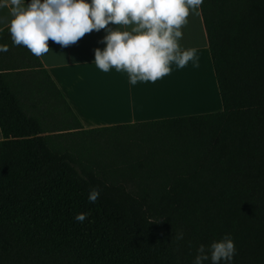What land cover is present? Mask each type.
Listing matches in <instances>:
<instances>
[{
  "label": "trees",
  "instance_id": "1",
  "mask_svg": "<svg viewBox=\"0 0 264 264\" xmlns=\"http://www.w3.org/2000/svg\"><path fill=\"white\" fill-rule=\"evenodd\" d=\"M199 15L221 111L88 130L47 77L29 93L70 122L29 116L17 90L39 63L0 32V264H193L226 234L231 264H264V0Z\"/></svg>",
  "mask_w": 264,
  "mask_h": 264
},
{
  "label": "clouds",
  "instance_id": "2",
  "mask_svg": "<svg viewBox=\"0 0 264 264\" xmlns=\"http://www.w3.org/2000/svg\"><path fill=\"white\" fill-rule=\"evenodd\" d=\"M203 0H5L0 8L8 7L10 20L0 18L10 33L13 46H23L37 57L50 52L48 41L66 48L75 45L86 34L104 30L94 49L95 66L103 73L114 68L125 72L129 83L162 79L172 71L170 65L184 68L189 61L199 67L198 49L184 48L183 28L190 12L199 15ZM110 25L121 27L112 28ZM4 28L0 27V32ZM9 47L0 44V53ZM100 190L89 191V203L95 204ZM90 213H77L74 219L83 223ZM183 239V233L176 236ZM236 246L230 234L209 246L201 244L193 264H231ZM210 254V255H209Z\"/></svg>",
  "mask_w": 264,
  "mask_h": 264
},
{
  "label": "crops",
  "instance_id": "3",
  "mask_svg": "<svg viewBox=\"0 0 264 264\" xmlns=\"http://www.w3.org/2000/svg\"><path fill=\"white\" fill-rule=\"evenodd\" d=\"M24 2L27 5L30 0ZM8 13V7L0 8V18L10 20ZM0 27L6 28L4 24ZM183 33L180 43L198 49L199 67H193L192 61L182 69L172 63L169 75L155 83L138 81L136 85L129 83L125 72L112 68L103 73L93 64L94 49L105 47L98 43L104 30L86 34L66 48L49 40L50 52L36 57L39 67L31 61L35 68L27 72L29 82L18 85L19 99L25 111H42L29 93L41 87L33 83L42 75L46 90L49 79L83 130L219 112L221 104L200 15L190 12Z\"/></svg>",
  "mask_w": 264,
  "mask_h": 264
},
{
  "label": "rangeland",
  "instance_id": "4",
  "mask_svg": "<svg viewBox=\"0 0 264 264\" xmlns=\"http://www.w3.org/2000/svg\"><path fill=\"white\" fill-rule=\"evenodd\" d=\"M42 77H43L42 75L37 76L36 82L35 84L33 83V85L35 86L38 85L47 89L46 82ZM45 98L49 100H53L51 101L52 105H50L49 103L42 104L41 105L42 111H37L35 114L28 112L29 116L38 118L40 120V125L50 130L60 127L62 125V120H66L70 122V119L65 116L64 111L58 105V102L54 98L52 97H45Z\"/></svg>",
  "mask_w": 264,
  "mask_h": 264
}]
</instances>
